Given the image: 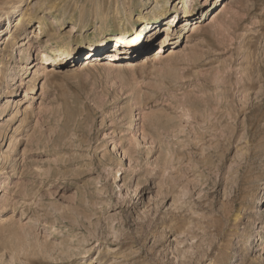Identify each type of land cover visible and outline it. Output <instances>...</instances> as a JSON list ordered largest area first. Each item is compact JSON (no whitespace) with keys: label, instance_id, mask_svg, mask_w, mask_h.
<instances>
[{"label":"rangeland","instance_id":"obj_1","mask_svg":"<svg viewBox=\"0 0 264 264\" xmlns=\"http://www.w3.org/2000/svg\"><path fill=\"white\" fill-rule=\"evenodd\" d=\"M23 1L0 0V264H264V0L217 21L197 0L181 43L157 57L163 19L126 70L85 64L103 45L56 64L39 45L54 57L51 37L83 45L165 0Z\"/></svg>","mask_w":264,"mask_h":264},{"label":"bare ground","instance_id":"obj_2","mask_svg":"<svg viewBox=\"0 0 264 264\" xmlns=\"http://www.w3.org/2000/svg\"><path fill=\"white\" fill-rule=\"evenodd\" d=\"M181 1L182 0H179L178 3L180 4ZM207 1L208 0H205L203 5H206ZM218 1H220V6L223 5V8L216 14V15H218V17L215 18L216 21L219 19V16L224 12V10L228 9V7L230 6V4H228L226 2V0H218ZM22 2H24V1L20 0L19 4H17V5L14 4L11 6L13 13L17 14L20 11V7H21ZM157 4H158V2H157ZM141 5H144V3H142ZM185 5H186L185 6V14L183 15L185 17V19H184L185 25L182 26V28L179 31L174 33L175 35H177L174 38H172L170 31L172 30V28H176L179 24V22H180V11H179V8L177 6H175L173 8V11L171 12V15L166 16L169 12V9H168L169 7H168V0H165L163 5L154 7V9L149 12V14H147V15L142 14V16L140 15L142 18H144L143 24L141 22H140L141 24H137L136 21H131L128 24L123 23L116 30H109V31L104 30L96 38L88 39V41L85 42L83 45H81L79 43L70 44L69 42L63 41L60 38L56 39V38L51 37L50 41H51L52 46H49L48 49L50 50L51 53H54L55 56L54 57L49 56L43 52V51H45L47 44H44V46L39 45V47L41 48V53H42L41 55H42V59H43L42 64H44V63H47V64H54L55 63L56 64L57 63V57L64 54V53L68 52V54H70V57H75L82 50L87 49V50L92 51V49H94L95 47L103 45V47L100 48L99 50H101V49L104 50L106 52L107 56L110 58H103L102 60H99V61H96V60L94 61V59L89 61L88 59H86L85 60L86 65L98 64L100 67L112 69V68H119L118 65L122 64L121 69H123V70H126L128 68H133L136 65V60H133V57L136 54H139L140 51L142 52L143 49L146 51L149 50V46L151 44L152 39L157 35V33H159V30L156 31L155 25H157L163 19H166V20H168L167 24H169V26H167V28H164L163 34L165 33V35H163L161 37V41H160L161 45L158 48L160 51L157 50V57L161 58V57H163V55L166 52V49L168 47H171V45H175V44L178 45L177 43H181L184 40L186 35L191 30V25L193 24L192 22L197 18L196 14H198V13H196V8L198 5V1L197 0H187V2H185ZM232 6L234 7L233 4H232ZM232 6H230V7H232ZM237 9H238V11H237L238 15L242 11L245 10L243 5L237 6ZM141 10H139V13H142ZM4 12L7 14L8 23L10 24V26H12V20L10 17V10H6ZM202 12H203V10H202ZM21 14L17 15V17H19L17 20L18 21L17 25L23 24L24 14H22V15ZM231 20L232 21H230L228 23L227 30L232 29V27H236L237 25H239V21L241 19L238 16V17H233V19H231ZM196 27H198V26H196ZM38 28L40 29V31L41 30L45 31V30L49 29L47 26V23L42 19V17H38ZM196 30H197V28H196ZM30 34L31 33H27L26 37L24 39H22V43H21L20 47L26 46V45H29V46L32 45V43H30L31 42ZM105 35H116V36L119 35V37L117 36V37H114L113 39H109V40H107L106 37H105V39H102V38H104ZM97 39H99V40L96 42ZM115 40L117 41V43L115 42V43L111 44L112 41H115ZM42 47H44L43 50H42ZM29 52H30V47H28V49L26 50L25 56L29 55ZM95 56H96V54H95ZM121 59H128V60L122 62ZM45 68L46 67H44V69ZM36 73H38V72L36 71ZM250 73H251V71H250ZM250 73H248L247 79H251V77L249 76ZM23 81H24V78H22L20 85L23 84ZM245 85H246V83H245ZM35 88H36V77H33V79L30 81V84L25 89V91L27 92V94H25V95L29 96L30 94H36L37 92H36ZM43 88H44V84H43ZM10 93L11 94L9 97L16 95V91L14 89ZM0 138L3 141L5 138V135L0 133ZM245 158L247 159V157H245ZM246 159H245V161H247ZM241 182H242V179L240 180V183Z\"/></svg>","mask_w":264,"mask_h":264}]
</instances>
